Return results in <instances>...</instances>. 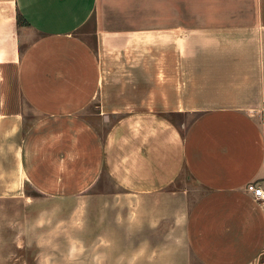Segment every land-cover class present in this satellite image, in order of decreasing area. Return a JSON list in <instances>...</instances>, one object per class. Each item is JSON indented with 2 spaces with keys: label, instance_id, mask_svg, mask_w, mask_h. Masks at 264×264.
Listing matches in <instances>:
<instances>
[{
  "label": "crops",
  "instance_id": "crops-1",
  "mask_svg": "<svg viewBox=\"0 0 264 264\" xmlns=\"http://www.w3.org/2000/svg\"><path fill=\"white\" fill-rule=\"evenodd\" d=\"M252 183L264 0H0V207L84 209L95 264H264ZM26 211L0 264H34Z\"/></svg>",
  "mask_w": 264,
  "mask_h": 264
},
{
  "label": "rangeland",
  "instance_id": "rangeland-1",
  "mask_svg": "<svg viewBox=\"0 0 264 264\" xmlns=\"http://www.w3.org/2000/svg\"><path fill=\"white\" fill-rule=\"evenodd\" d=\"M13 210L20 213L22 210L26 211L22 206L13 209L10 205L0 207V212ZM72 210L73 206H49L41 199L31 202L29 210L26 212L30 214L31 243L34 248L32 261L34 264L96 263V258L100 253L99 247L89 244L90 229L88 224L92 218H88L84 209L80 215L69 213ZM108 216L111 214L102 212L98 214V219L103 220ZM2 222L3 220H0V224ZM22 223V216L15 218V226L22 225ZM11 252V257H14V252ZM10 261L14 262L15 259Z\"/></svg>",
  "mask_w": 264,
  "mask_h": 264
},
{
  "label": "built area",
  "instance_id": "built-area-1",
  "mask_svg": "<svg viewBox=\"0 0 264 264\" xmlns=\"http://www.w3.org/2000/svg\"><path fill=\"white\" fill-rule=\"evenodd\" d=\"M246 191L251 194L255 200L264 203V189L257 183H252L247 186Z\"/></svg>",
  "mask_w": 264,
  "mask_h": 264
}]
</instances>
